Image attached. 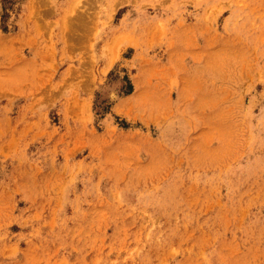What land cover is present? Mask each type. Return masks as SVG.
<instances>
[{
	"label": "rangeland",
	"instance_id": "obj_1",
	"mask_svg": "<svg viewBox=\"0 0 264 264\" xmlns=\"http://www.w3.org/2000/svg\"><path fill=\"white\" fill-rule=\"evenodd\" d=\"M0 264H264V0H0Z\"/></svg>",
	"mask_w": 264,
	"mask_h": 264
}]
</instances>
